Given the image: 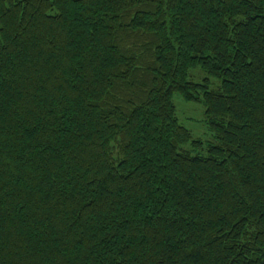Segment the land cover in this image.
<instances>
[{
  "label": "trees",
  "instance_id": "trees-1",
  "mask_svg": "<svg viewBox=\"0 0 264 264\" xmlns=\"http://www.w3.org/2000/svg\"><path fill=\"white\" fill-rule=\"evenodd\" d=\"M0 264H264V0H0Z\"/></svg>",
  "mask_w": 264,
  "mask_h": 264
},
{
  "label": "rangeland",
  "instance_id": "rangeland-1",
  "mask_svg": "<svg viewBox=\"0 0 264 264\" xmlns=\"http://www.w3.org/2000/svg\"><path fill=\"white\" fill-rule=\"evenodd\" d=\"M193 75L196 80L203 77L202 72L199 70L194 71ZM172 99L177 118L191 132L192 137L202 141H211L212 133L206 123L204 106L199 103L185 101L179 94H174ZM196 152H201V150H196Z\"/></svg>",
  "mask_w": 264,
  "mask_h": 264
}]
</instances>
